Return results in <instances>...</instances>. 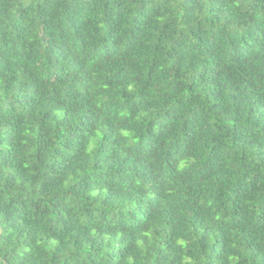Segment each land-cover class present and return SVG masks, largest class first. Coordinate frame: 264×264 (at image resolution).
I'll list each match as a JSON object with an SVG mask.
<instances>
[{"label":"trees","instance_id":"obj_1","mask_svg":"<svg viewBox=\"0 0 264 264\" xmlns=\"http://www.w3.org/2000/svg\"><path fill=\"white\" fill-rule=\"evenodd\" d=\"M0 264H264V0H0Z\"/></svg>","mask_w":264,"mask_h":264}]
</instances>
